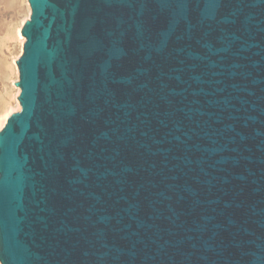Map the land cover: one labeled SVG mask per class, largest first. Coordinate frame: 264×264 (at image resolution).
I'll use <instances>...</instances> for the list:
<instances>
[{
  "label": "water",
  "instance_id": "1",
  "mask_svg": "<svg viewBox=\"0 0 264 264\" xmlns=\"http://www.w3.org/2000/svg\"><path fill=\"white\" fill-rule=\"evenodd\" d=\"M27 3L0 264H264V0Z\"/></svg>",
  "mask_w": 264,
  "mask_h": 264
},
{
  "label": "rangeland",
  "instance_id": "2",
  "mask_svg": "<svg viewBox=\"0 0 264 264\" xmlns=\"http://www.w3.org/2000/svg\"><path fill=\"white\" fill-rule=\"evenodd\" d=\"M30 16L27 0H0V129L6 118L20 110L16 97L20 88L15 60L22 53L24 37L20 35L25 20Z\"/></svg>",
  "mask_w": 264,
  "mask_h": 264
},
{
  "label": "bare ground",
  "instance_id": "3",
  "mask_svg": "<svg viewBox=\"0 0 264 264\" xmlns=\"http://www.w3.org/2000/svg\"><path fill=\"white\" fill-rule=\"evenodd\" d=\"M19 31H20V29H19Z\"/></svg>",
  "mask_w": 264,
  "mask_h": 264
}]
</instances>
